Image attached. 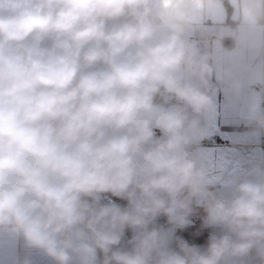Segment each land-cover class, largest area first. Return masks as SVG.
I'll list each match as a JSON object with an SVG mask.
<instances>
[{"label": "clouds", "instance_id": "clouds-1", "mask_svg": "<svg viewBox=\"0 0 264 264\" xmlns=\"http://www.w3.org/2000/svg\"><path fill=\"white\" fill-rule=\"evenodd\" d=\"M220 3L0 0V235L53 264H264V163L213 191L198 147L217 89L190 34ZM247 116L264 135L258 96ZM194 202L206 247L175 235Z\"/></svg>", "mask_w": 264, "mask_h": 264}, {"label": "crops", "instance_id": "crops-1", "mask_svg": "<svg viewBox=\"0 0 264 264\" xmlns=\"http://www.w3.org/2000/svg\"><path fill=\"white\" fill-rule=\"evenodd\" d=\"M256 3H264V0H221L215 13L203 17L200 28L190 34V39H199L200 50L210 54L209 62L215 70L212 78L217 89L215 110L212 119L205 123L203 139L215 134L223 139V143H199L198 146L210 169L213 183L209 188L213 191L221 190L223 181L233 173H242L252 165L264 163V135L251 138L254 124L247 116L252 96H258L264 107V28L246 24L241 15L242 9ZM233 80H239L243 85L235 103L230 91ZM252 85L258 87L251 88ZM193 208L191 217L204 218L202 204L194 202ZM164 229L170 230V225ZM214 232L218 233L219 229L210 227V234ZM25 259L31 260V264H53L42 253L26 248L22 239L0 235V264H23ZM247 262L259 264L251 255Z\"/></svg>", "mask_w": 264, "mask_h": 264}, {"label": "trees", "instance_id": "trees-1", "mask_svg": "<svg viewBox=\"0 0 264 264\" xmlns=\"http://www.w3.org/2000/svg\"><path fill=\"white\" fill-rule=\"evenodd\" d=\"M157 102H161L159 97L157 98ZM108 199L109 196L105 195L104 202H107ZM111 199L115 200V202L120 205H124L126 203L125 201L118 200L114 197H112ZM190 219L193 221V223L182 230H176L175 235L182 237L183 239L188 241L189 244H195L206 247L208 242V237L210 235V227L205 228L202 226L203 218L200 216H193ZM168 225L169 224L167 222V218L164 216L159 217L155 223L156 227H160L163 229ZM131 235H132L131 232L127 231L125 234V240L129 239ZM173 247H175V245H173Z\"/></svg>", "mask_w": 264, "mask_h": 264}, {"label": "built area", "instance_id": "built-area-1", "mask_svg": "<svg viewBox=\"0 0 264 264\" xmlns=\"http://www.w3.org/2000/svg\"><path fill=\"white\" fill-rule=\"evenodd\" d=\"M191 39L196 41V43L199 42V39L196 37H192ZM257 87H258V85H252L251 86V88H257ZM156 135L157 136L161 135L159 130H156ZM200 143L211 144V145H221L223 143V139L220 136L214 134V135H210V136L206 137L205 139L200 141Z\"/></svg>", "mask_w": 264, "mask_h": 264}]
</instances>
